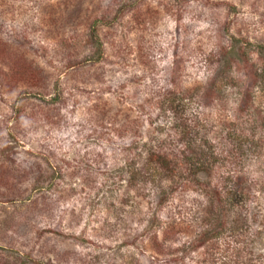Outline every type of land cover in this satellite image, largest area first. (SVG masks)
<instances>
[{
    "label": "rangeland",
    "instance_id": "rangeland-1",
    "mask_svg": "<svg viewBox=\"0 0 264 264\" xmlns=\"http://www.w3.org/2000/svg\"><path fill=\"white\" fill-rule=\"evenodd\" d=\"M93 31L100 61L90 59ZM261 46L264 0H0V264H264ZM17 59L30 63L25 76L11 73ZM207 76L236 91L254 82L255 107L240 113L227 95L207 108L210 135L230 131L241 147L228 162L232 183L215 187L228 227L193 248L181 233L195 236L202 214L192 176L180 165L171 180L151 181L144 170L151 147L179 151L163 110ZM167 77L179 95L170 104L156 89ZM236 184L242 209L230 199ZM170 221L178 231L157 253Z\"/></svg>",
    "mask_w": 264,
    "mask_h": 264
},
{
    "label": "trees",
    "instance_id": "trees-1",
    "mask_svg": "<svg viewBox=\"0 0 264 264\" xmlns=\"http://www.w3.org/2000/svg\"><path fill=\"white\" fill-rule=\"evenodd\" d=\"M92 37L95 42V45H93L94 53L96 52L97 55L90 59L100 61L104 57V49L102 48V45H100V41L95 31H93ZM263 48L264 47L261 46L262 50H264ZM1 52V54L4 53V51ZM224 57V55H221L219 57L218 62L220 64V68L217 69L216 67L217 73L219 72V74L222 76L220 79H223L225 76V63L221 64V61ZM28 58L30 62H37L36 59H34L31 55L28 56ZM231 61H235L234 63L238 62V60L234 57L233 59H231ZM10 62V65L12 64V68L14 69L11 73H14L16 71L15 74L17 76H25V74L28 72L27 69L29 68L21 66L22 64H26L30 67V63H22L20 59ZM31 76V79L35 77L34 75ZM35 79H37V77ZM205 80L206 81L204 84H199L198 86L188 88L184 95H182L183 93L180 94L182 95L180 96V98L182 97L181 106L166 107L163 110L164 113H167L169 111L165 116L168 120H173V122H175V124H173L172 126L174 129L173 136L175 138L179 137V151L176 153H171V150L169 148H163L160 146L151 147L147 154V168L146 170H144L150 172L148 174L151 177V181H153L157 176L160 178H164L165 180H171L173 177L178 176L180 169L178 170L177 166L180 165L183 166L184 171L188 173L187 176H192V178L188 179V181L189 184L193 181L194 193L192 195V193L190 192L191 194H189V196L195 197L197 194L198 198L202 199V201H200L202 214H200V212H197V227L193 228V230L197 231L198 233H196L195 236H193L191 232L185 229L182 230L181 233H185L186 238L187 236L191 238L188 243L193 248H198L199 246L206 245L212 240H216V237L221 235L228 227V221L226 220H228L229 214L225 212V209L222 205V192L215 187H218V183L221 179L222 181L220 183H222L224 186L228 184L230 185L232 183V173H229L231 164H229L228 162L231 160L230 157L233 155L234 151H236L237 146L238 148L241 147V143H235L234 140H232V134L230 131H222L220 133V136H214L213 134L210 135L208 129L211 128L212 130V126L214 127L215 124H211V115L208 114L207 108L210 106L211 102L215 100V98H217L218 101L223 102L225 101V98L227 99V95L231 99V103L234 104V108L236 107L240 113H244V111L246 112L249 108L255 107V101H253L254 82H246L245 85H243L241 88H238V90L236 91L235 88H227L226 84L224 83L223 85L225 86L220 87L215 76H207ZM172 81V79L167 77L164 78L163 83L156 84L159 85L156 88L159 97H162L164 94H166V91L168 92V98L171 99L169 104L179 96L174 95L171 92L170 83ZM261 81L264 82V79L262 78ZM33 85L41 86V84ZM154 85L155 84L153 83L152 87ZM218 88L220 90H218ZM195 95L196 97L200 98L201 102V106L198 105L199 107H197L196 109L190 107L192 99L195 97ZM167 108L170 109L167 111ZM192 108V112L185 111ZM222 121L223 119L218 118L216 122L219 125L223 126L224 124L222 123ZM214 153H217L219 156L214 155ZM148 167H151V169L149 170ZM201 174H203L204 177H207L209 180L211 178H214V180L216 181L211 185L206 180L201 179ZM34 178L35 180H33L36 182V184L33 185V189L37 190L38 188H41V186H38L40 184V178L37 176H35ZM236 185V190L241 191V196L239 194H234L230 199L232 205L235 206L236 209H242L243 205H245L244 200L246 198V193L245 191H243V188L240 184ZM9 189L13 190L12 193H15L19 190V186L17 187L15 183L13 184V186L9 187ZM225 192H227V189H225ZM162 193L169 195L168 191H164ZM165 194L158 196L160 203L166 200L167 197L165 196ZM11 200L15 199L13 198ZM204 200H207L208 203L206 201L204 202ZM234 214L236 216H234V221H237L236 218L238 217V213L234 212ZM174 225L175 224L173 223V221H170L167 225L168 228L164 229L163 241H160V243L157 241V239L154 241V249L157 253L162 254L166 252L165 243H167V241H171V239L175 237ZM177 231L178 230L176 229L175 233H177ZM156 236L157 235H154V239L157 238ZM171 236L174 237L171 238ZM187 240L188 239H185V241ZM182 248L183 250H185L184 247ZM213 262L214 261L209 258V260H206L200 264H215Z\"/></svg>",
    "mask_w": 264,
    "mask_h": 264
}]
</instances>
